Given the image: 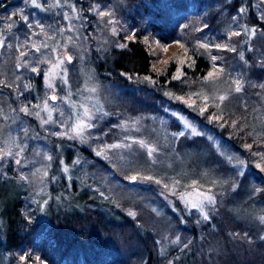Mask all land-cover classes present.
<instances>
[{
	"label": "rangeland",
	"instance_id": "1",
	"mask_svg": "<svg viewBox=\"0 0 264 264\" xmlns=\"http://www.w3.org/2000/svg\"><path fill=\"white\" fill-rule=\"evenodd\" d=\"M86 1L89 9L85 12L82 0H36L35 4L32 0H20L17 10H24L19 13L23 19H31L30 24L35 23L36 15L46 13L53 17V22L35 25L24 50L17 47L13 50L12 43L0 46V149H10L13 153L0 158V208L8 205L23 188L36 206L37 215L44 218L52 212L81 205L83 201L79 199L84 195L113 213L122 201H130L126 210L144 213L151 220L164 250L181 236L174 215L184 224L205 220L200 210L190 207V202L207 193L215 199L214 204L205 201L204 212L208 217L219 206L227 205L264 235V201L258 194L261 182L264 183V150L257 149L248 155L237 152L214 131L223 125L221 118L216 117L233 112L235 117L245 115L243 118L252 127L253 135L264 134V91L252 93L247 71L251 57H256L258 43L264 44V29L258 24L264 22V0H239L237 10L228 15L222 27L226 37L217 38L202 29L198 32L202 45H228L230 54L219 57L215 47L206 48L211 58L216 57L219 75L214 79L205 76L197 88L169 95L173 101L203 116L205 123L179 106L160 103L179 127H172L170 118L161 112L148 109L133 112L121 105L128 103L121 93L124 86L97 75L92 63L93 50L113 43L111 33L121 23L120 8L126 0ZM101 11L109 15L101 17ZM90 20L96 25L90 30L96 32L94 44L89 42L90 31L84 30ZM253 28L257 30L255 35L244 32ZM233 32L242 34L236 36ZM33 44L40 50L32 48ZM176 48V42L165 47L162 61ZM21 52L26 55L21 57ZM67 52L73 60L70 63L65 60L56 69L66 72L53 79L55 87L50 89L49 71ZM33 68L38 71H32ZM39 73L42 84L38 90L35 78ZM181 75L182 71L178 70L176 76ZM236 81L241 85L239 92L235 91ZM21 83L26 93L16 91ZM8 88L10 94L2 91ZM52 94L59 99H49ZM205 95L209 97L207 101L202 99ZM221 95L227 99H215ZM45 100L53 109L52 119L47 123H44L48 120L43 107ZM113 104L119 107L114 109ZM26 106L28 112L21 111ZM85 108L91 113L89 117L84 116ZM79 119L92 125L85 128L82 136L70 131ZM197 136L206 138L219 160L210 161L205 144L196 146L186 142ZM240 143L245 148L250 146L247 139ZM17 159L19 164L15 163ZM251 163L258 168L261 180L251 174L243 185ZM133 176L137 178L130 181ZM240 186H244L243 194L238 192Z\"/></svg>",
	"mask_w": 264,
	"mask_h": 264
},
{
	"label": "trees",
	"instance_id": "2",
	"mask_svg": "<svg viewBox=\"0 0 264 264\" xmlns=\"http://www.w3.org/2000/svg\"><path fill=\"white\" fill-rule=\"evenodd\" d=\"M20 3V0H0V39L4 45L12 43L13 50L25 49L35 25L53 22V17L46 13L36 15L35 23L30 24L31 19H23L17 10ZM238 4L239 0H126L120 8L121 23L111 33L113 43L93 50L94 69L100 78L124 86L121 93L128 103L121 105L133 112L158 111L170 118L172 127H179L160 107L161 102H169L205 123L203 116L173 101L168 93L195 89L209 72L217 69L216 60L201 46L198 32L202 29L214 37H226L222 27ZM82 6L85 12L89 9L86 0H82ZM258 24L264 29V22ZM91 26L96 27L92 20L84 26L86 33ZM94 33V30L87 33L90 44H94ZM172 42L178 43V48L163 62V49ZM257 48L256 57H251L247 68L254 95L255 90L264 91V44L258 43ZM215 49L219 57L230 54L228 48ZM178 70L182 75L174 78ZM41 79L39 73L35 78L38 90ZM15 89L27 92L22 83ZM2 91L10 94L11 89ZM118 107L112 105L114 109ZM243 117L225 112L220 117L223 125L214 131L237 152L248 155L257 149L264 150V134L253 135L252 127ZM196 138L186 142L205 144L210 161L219 160L220 156L204 136ZM244 139L250 142L249 148L241 145ZM88 153L92 155L91 151ZM251 164L243 185L251 174L261 180L258 168ZM263 184L258 194L264 201ZM243 189L240 186L239 194H243ZM91 198L84 195L79 199L83 201L81 205L52 212L44 218L37 215L36 206L24 188L19 189L9 204L0 208V264H264V235L227 205L219 206L199 223L184 224L174 215L181 236L163 250L151 220L144 213L126 210L130 201H122L113 213Z\"/></svg>",
	"mask_w": 264,
	"mask_h": 264
},
{
	"label": "snow or ice",
	"instance_id": "3",
	"mask_svg": "<svg viewBox=\"0 0 264 264\" xmlns=\"http://www.w3.org/2000/svg\"><path fill=\"white\" fill-rule=\"evenodd\" d=\"M57 2H59V0H57ZM32 3L35 4L36 3V0H32ZM94 10V9H93ZM241 13L244 11L243 8H241L239 10ZM99 15L101 17H104V16H107L109 15V13L107 12H103L101 11L99 13ZM25 19H27L25 17ZM65 19H69V17L67 15H65ZM256 29H244V32L245 33H248L250 32L251 35H255L256 34ZM242 33L241 32H233L232 35H236V36H239L241 35ZM69 40H71V37H69ZM0 46H3V40L0 39ZM202 47L204 48H208V47H215V48H225L227 49L228 48V45H208V44H203L201 45ZM44 47H47V45H44ZM123 47V46H122ZM32 48H34L36 51H39L40 48L36 45V44H33L32 45ZM231 50H235V49H231ZM26 53L25 52H21L20 53V56L23 57L25 56ZM213 60L216 59V57H212ZM68 61L69 63L73 60V57L71 55H63L62 58L60 59H57L56 63L53 65V68L49 71V74H48V77H47V87L50 88V89H54L55 85L53 83V79L57 76H61L62 75V72H66V69H62V72H57L56 69H59L61 67V65L64 63V61ZM17 67H20V65L18 64ZM32 71H38V69L36 68H33ZM219 75V71L216 70L215 68L213 69L212 72H209L207 77H205V79H214L216 76ZM174 78H179V76H176ZM65 83L67 82L66 79L64 81ZM91 91H95V89H91ZM235 91L236 92H239L241 91V85H240V82L239 81H236V87H235ZM168 95H172L171 93H168ZM49 99H51L52 101H56L57 99H59V97H57V95L55 94H52ZM179 99H183L182 97H180ZM203 100L207 101L209 99L208 96H203L202 97ZM215 99L219 100V101H224L227 99L226 96L224 95H221L219 97H215ZM217 107H219V104L216 105ZM44 109L48 112V120H45L44 123H47L49 120L52 119V111L53 109H51L48 105V102L47 100H45L44 102V105H43ZM21 111L23 112H28V107L26 106L25 108L21 109ZM201 111H204V109H201ZM37 115H39V113H37ZM91 115L89 109L85 108L84 109V116L85 117H89ZM216 118H220V117H216ZM92 127V125L90 123H86L84 121V119H79L77 120L71 127L70 131L77 135V136H82L85 128H90ZM188 127H191V125H188ZM68 133H60V135H67ZM181 135H183V133H180ZM13 143H15V139L13 138ZM143 144V142H141ZM16 147H19V145H16ZM108 147H121V145H109ZM23 149L21 148L20 149V152H22ZM151 151H149V154H151ZM20 152H17L16 155L19 156L20 155ZM13 153L12 151L9 149L8 151H4L2 149H0V158L4 157V156H11ZM48 159H51V157H48ZM15 163L19 164L20 163V160L17 159L15 161ZM65 171H67V168L64 169ZM44 175L46 176L47 175V172L44 173ZM137 177L133 176L131 177L132 180H135ZM205 201H207L208 204H214L215 203V199L212 195L210 194H199L196 198V200L194 201H191L190 202V207L194 208V209H198L200 210L203 215H204V219H208V214L206 212H204V206H205ZM21 259H24V257H21Z\"/></svg>",
	"mask_w": 264,
	"mask_h": 264
},
{
	"label": "water",
	"instance_id": "4",
	"mask_svg": "<svg viewBox=\"0 0 264 264\" xmlns=\"http://www.w3.org/2000/svg\"><path fill=\"white\" fill-rule=\"evenodd\" d=\"M130 181H133V180L130 178Z\"/></svg>",
	"mask_w": 264,
	"mask_h": 264
}]
</instances>
